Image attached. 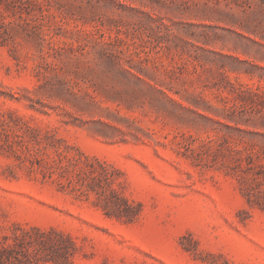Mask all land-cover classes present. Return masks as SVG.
Segmentation results:
<instances>
[{"label":"rangeland","instance_id":"obj_1","mask_svg":"<svg viewBox=\"0 0 264 264\" xmlns=\"http://www.w3.org/2000/svg\"><path fill=\"white\" fill-rule=\"evenodd\" d=\"M15 238L10 264H264V10L0 0Z\"/></svg>","mask_w":264,"mask_h":264},{"label":"trees","instance_id":"obj_2","mask_svg":"<svg viewBox=\"0 0 264 264\" xmlns=\"http://www.w3.org/2000/svg\"><path fill=\"white\" fill-rule=\"evenodd\" d=\"M238 5H248V6H253L256 5L259 10H264V6L262 7L261 3H264V0H261L260 2H254L253 0H231ZM250 202H252V199L249 197L248 198ZM70 241H73L71 238H68ZM14 243H8L5 241L0 240V264H10L11 262V254L12 251L15 250L17 246H25V252L29 251V245H23L24 243L18 241L16 238L14 239ZM38 250V248H37ZM38 254L36 255L35 259L37 258Z\"/></svg>","mask_w":264,"mask_h":264}]
</instances>
